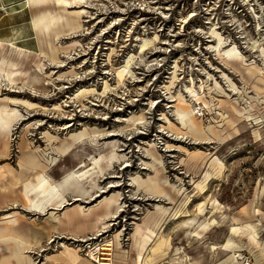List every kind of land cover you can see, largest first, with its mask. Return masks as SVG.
I'll list each match as a JSON object with an SVG mask.
<instances>
[{"label":"rangeland","instance_id":"obj_1","mask_svg":"<svg viewBox=\"0 0 264 264\" xmlns=\"http://www.w3.org/2000/svg\"><path fill=\"white\" fill-rule=\"evenodd\" d=\"M239 3L242 8L232 0L77 1L87 11L80 28L51 38L38 37L33 20L59 10L55 4L34 8L27 0H0V106L21 114L0 140V232L31 242L19 260V246L0 241V264H226L232 254L218 247L228 240L241 245L240 264H264V90L256 89L264 87V73L250 76L243 63L225 64L211 47L217 27L223 37L248 45L242 48L247 63L256 59L252 66L264 72V60L252 51L264 46V0L245 2L248 12ZM242 32L247 39L239 38ZM48 40L62 62L43 57ZM175 70L170 94L166 85ZM180 94L197 122L215 128L214 142L197 143L187 131L172 102ZM197 102L207 107V117H196ZM170 122L187 131L184 137L169 129ZM85 128L90 137L56 163L32 171L20 165L29 152H53ZM114 151L120 158L111 161ZM150 152L160 158L155 167L148 165ZM95 165L82 181L93 199L75 201L70 190L64 209H51L59 197L45 212L30 208L26 185L39 175L54 184L71 170ZM138 175L167 195L138 187ZM113 193L122 210L100 227L95 218L103 208L97 205ZM28 194L43 197L39 190ZM78 204L92 211L84 216ZM243 224L253 226L263 247L231 231Z\"/></svg>","mask_w":264,"mask_h":264},{"label":"bare ground","instance_id":"obj_2","mask_svg":"<svg viewBox=\"0 0 264 264\" xmlns=\"http://www.w3.org/2000/svg\"><path fill=\"white\" fill-rule=\"evenodd\" d=\"M77 1L84 2V0H27L30 7H34V8L40 7L41 8V7H44V6H47V5H50L53 3L59 8V10H56V11L49 10V11L42 12L41 14H38L34 17L33 25H34L35 30L37 31L38 37L39 36H48V37L54 36L55 38H57L64 32L77 31L81 26L79 23V19H81L83 14L87 12L86 6L75 5ZM245 1L249 2V0H245ZM67 14H69L70 16H67ZM184 20L187 21V18H184ZM257 26H258V24H257ZM217 30H218L217 27H215L211 31L212 37H214V40H212V41L215 44L211 47L214 48V51H216L217 55L222 60L225 61V64L226 63H229V64L243 63L247 73L250 76H254L257 74L264 73L261 70V68H257L256 66H252L253 64L256 65V61H255L256 59L252 63H247L249 61V59L246 58L242 48L243 49L246 47L248 48L249 47L248 45L247 46H239L238 45L239 43L237 42V40H235L234 38H231V37L225 38ZM247 37H248V35H244V33L242 32V34L240 35L239 38L240 39H247ZM52 41H54V40H48L49 51L45 52V53L43 52L44 53L43 57L48 58L53 63L62 62V61H60V55H59L60 49L57 46H55L53 44L54 42H52ZM246 42L245 43L243 42V43L246 44ZM12 43H14V42H12ZM145 45L146 44H144L142 47H144ZM252 51H253V53H257L256 57H260L262 60H264V46L263 47L260 46L259 48L255 47V49H252ZM230 68H234L235 71L238 70L237 67H230ZM176 71L177 70H175L173 72L174 74H173L172 79L170 80L169 86L166 85V90L170 94H171L172 86L175 84V80L177 78ZM240 71L241 70H239V72ZM223 75L227 76L225 74H223ZM227 79L229 80V83H230L229 85L232 88H234L235 90L239 89V87L232 81V79L230 77L227 76ZM259 80L263 81V83H264V79H259ZM216 84L218 85V83H216ZM186 88L188 89V92L191 93V95L194 92H196V90H194L193 87H191V88L186 87ZM256 89L263 91L264 87L260 88L259 86L256 85ZM0 92H1V90H0ZM241 92H239L240 96L242 95ZM193 95L195 96V94H193ZM7 100L10 102H13V103L22 104L25 107H27L28 109H35L38 107L37 103H34L30 100L19 99V98H10V97H8ZM174 101H177V104H176L177 115L180 118H182L183 123L186 126L187 131H189L191 133L192 137L195 138L197 141L199 140V142H197V143L201 142L203 144H208V143L214 142V139L216 137L218 138V133L215 131V128L213 126L209 125V126L205 127L202 124H200L199 122H197L196 118L193 117V110L191 109V106L187 103V101L185 100V98L183 97L182 94L179 95L178 99L172 100V102H174ZM236 103H239L238 99H237ZM55 109L56 110H62L61 107H59V106H55ZM235 111L238 113H241V111H239L238 109H235ZM20 118H21V114L17 108L10 107L9 104L8 105L5 104V105L0 106V140H2V137L6 138L9 135L10 128ZM70 126H71V124L68 123V124H66V127L63 129H68V127H70ZM169 129L171 131L177 133L178 135H183V137H184L185 133L187 132L184 129L180 130L179 127H177L175 124H172L171 122L169 125ZM45 134H46L49 141H52L55 138V136L51 135V133L48 131L45 132ZM110 135H114V133H110ZM89 137H90V135H89V131L87 128H85L79 132H74V133L70 134L69 141H66V142L64 141L63 143H61L60 146L58 145L56 147H53V152H50L48 154H46L44 152L43 153L37 152L39 154H34V153L29 152L28 160L25 162L22 161L20 163V165L23 168H25L26 170L44 168L46 165H48V163H56L60 157L69 154L73 150L75 144H78V143L84 141L86 138H89ZM1 142L2 141H0V143ZM2 144H3L2 146H4L5 148L8 147L6 143H5V145H4V143H2ZM168 147H171V146H168ZM37 150H39V149H37ZM54 151H55V153H54ZM40 155L44 160H46V163H44L43 161H41L39 159ZM150 156L153 158V162H149V164L148 163H146V164H148L151 167H155L154 161H160V158L154 152H150ZM110 158H111V161H113V159H119L120 156L117 154V152L114 151V153H112L110 155ZM98 161H99L98 159L94 158L95 164H97ZM213 162H216V160H214ZM91 169H96V165L94 167L86 169V170L85 169L71 170V171L67 172L61 179H59L54 184L49 182L48 178L46 177V175L44 173L39 175L37 177L38 182L36 184L29 182L26 185V190H27L26 195H27V200L30 201V208H34V209L38 210L39 212H45L46 206L48 204H52L51 202L54 198L59 197L60 200L58 202L56 201V203L54 202L55 204H53L51 209L54 211L57 209H61V208L64 209L71 203V201H69V199L66 197V194L70 193L69 192L70 190H72L71 191L72 193H77V195H75V198H74L75 201H82V200L87 199L89 197L91 198L93 195L91 194V192L86 187H84V185L82 183V181L88 177L87 174ZM10 172H11V170H10ZM12 173H13V170H12ZM14 177L16 178L17 176H14ZM18 177H19V175H18ZM113 177H117V175H114ZM133 180L138 185V187L146 185L145 188H147L153 194H160V195L164 194V196L167 195V193L160 187V185L157 182L150 183L152 180L151 178H149V180H146L141 175H138L136 177H133ZM110 187H116V185L111 184ZM36 190H39V194H43V197L38 199V200H33L29 197L28 193H30L32 191H36ZM104 192H106V190H103V193ZM101 195L102 194H100L99 196L101 197ZM118 195L114 194L109 198L106 197L103 201L100 202L99 205H97V207L103 208V211L100 214H97L96 218H95V221H96L95 223L97 225H100V227H101V225L102 226L105 225L108 221L114 220V218L118 217V215H117L118 212L122 210V204L119 201ZM92 199H93V197H92ZM78 211L81 212L85 216V215H89V213L92 211V209L90 207L87 209L85 205L78 204ZM78 211H77V213H78ZM257 212H259V210H257ZM51 214H53V213H51ZM57 219L59 220V218H57ZM16 221H17L16 218L10 219L8 221L9 226L11 227ZM231 231L237 235L240 231H243V232H241L243 235V238H247V239L252 238L251 239L252 242H254V243L256 242L259 245V247L260 246L263 247L262 246L263 243H261L259 241V238H258V235H257L255 229L250 224H246V225L243 224L241 226H235L231 229ZM13 234H11V233L6 234L5 232H0V241H4L7 243L13 242V243H15V245L19 246V248L21 250H19V252L17 254H15L16 255L15 257H17V259L21 260V258L25 257V254H24L25 251L24 250L30 247L31 242L26 241L24 239H21L17 236H14L15 234L14 235ZM116 236H117V239H119V234H117ZM82 240H84V239H82ZM118 243L120 244V242H118ZM12 246H13V244H12ZM110 246H111V243L108 244V246L104 247V249L105 250H111L112 248ZM218 248H221L222 250L232 254L230 259L227 261L226 264H240V262H239L240 258L239 257L242 254L238 253V252H240V248H241V245L238 242H235L233 240H228L224 245H221ZM214 249H217V248H214ZM108 254H109V252H108ZM104 259H108V258L106 257Z\"/></svg>","mask_w":264,"mask_h":264},{"label":"built area","instance_id":"obj_3","mask_svg":"<svg viewBox=\"0 0 264 264\" xmlns=\"http://www.w3.org/2000/svg\"><path fill=\"white\" fill-rule=\"evenodd\" d=\"M233 2H234V5H237L238 6V8H242L241 6H243L241 3H239V4H237V0H232ZM244 3V6H245V10L248 12V7H247V5H249V4H245V0H242ZM249 2H250V0H249ZM261 28L259 27V30H260ZM203 102H197V105H195L194 107H195V115H196V117L197 118H205V117H207V115H208V112H207V107L204 105V104H202Z\"/></svg>","mask_w":264,"mask_h":264}]
</instances>
